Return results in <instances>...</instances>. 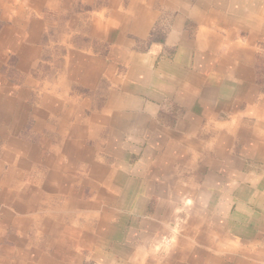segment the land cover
Masks as SVG:
<instances>
[{
	"label": "crops",
	"instance_id": "0c3cea01",
	"mask_svg": "<svg viewBox=\"0 0 264 264\" xmlns=\"http://www.w3.org/2000/svg\"><path fill=\"white\" fill-rule=\"evenodd\" d=\"M0 21V264H264V0Z\"/></svg>",
	"mask_w": 264,
	"mask_h": 264
},
{
	"label": "rangeland",
	"instance_id": "374dc122",
	"mask_svg": "<svg viewBox=\"0 0 264 264\" xmlns=\"http://www.w3.org/2000/svg\"><path fill=\"white\" fill-rule=\"evenodd\" d=\"M6 22H1L0 21V29H4L5 28V26H6ZM15 62H16V59L14 58L13 59V63H11V68L12 69H10V70H8L7 72H9L8 74H7V77H8V80L9 81H12V83H16V75L18 74V72L19 71H17V69H16V65H15ZM38 72H39V69H33L32 70V74H33V76L37 79V77H38ZM5 76V75H4ZM170 240V237H168L166 240H164V241H166L165 243L167 244V242ZM163 249H165V248H162V249H160V250H163Z\"/></svg>",
	"mask_w": 264,
	"mask_h": 264
},
{
	"label": "bare ground",
	"instance_id": "6f19581e",
	"mask_svg": "<svg viewBox=\"0 0 264 264\" xmlns=\"http://www.w3.org/2000/svg\"><path fill=\"white\" fill-rule=\"evenodd\" d=\"M14 172V171H13Z\"/></svg>",
	"mask_w": 264,
	"mask_h": 264
}]
</instances>
